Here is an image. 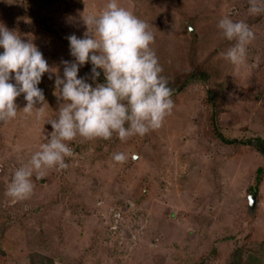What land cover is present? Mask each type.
<instances>
[{
  "label": "rangeland",
  "instance_id": "rangeland-1",
  "mask_svg": "<svg viewBox=\"0 0 264 264\" xmlns=\"http://www.w3.org/2000/svg\"><path fill=\"white\" fill-rule=\"evenodd\" d=\"M107 2L0 0V23L31 39L58 70L38 85L48 103L42 117L22 111V93L17 118L0 122V264H264L263 158L217 137L264 139V13L250 14L249 0H119L150 25L170 88L192 74L208 80L172 93L160 127L126 141L78 136L68 142L75 155L66 169L34 173L25 200L6 194L14 171L53 131L48 121L63 103L55 79L62 61L74 60L67 37L83 38V19ZM224 16L255 33L241 65L222 55L235 43L218 27ZM92 67L78 76L103 83V70L93 81ZM117 152L127 160L114 161Z\"/></svg>",
  "mask_w": 264,
  "mask_h": 264
},
{
  "label": "clouds",
  "instance_id": "clouds-1",
  "mask_svg": "<svg viewBox=\"0 0 264 264\" xmlns=\"http://www.w3.org/2000/svg\"><path fill=\"white\" fill-rule=\"evenodd\" d=\"M249 3L250 14L264 13V0H249ZM83 20L87 25L83 38L75 34L67 37L74 60L62 61L63 77L57 75L55 79L57 96L63 103L58 118L48 121L53 131L31 159L14 171L6 193L13 200H25L32 195L34 173L40 176L45 169H66L69 166L66 157L75 155L68 142L76 137L108 140L115 133L121 141H126L135 135L144 136L160 127L174 108L173 90L161 75L163 67L151 47L155 35L147 22L120 6L119 0H108L102 12ZM218 27L226 39L235 41L222 55L234 65L243 64L247 46L255 39L252 28L230 16L222 17ZM0 48L3 49L0 52V122L17 118L21 109L15 101L22 93L27 101L22 111L32 114L35 110L42 117L48 103L38 85L45 73L58 70L53 71L31 39H22L18 32L2 23ZM88 62L93 66V81L101 75L98 69L103 70V83L93 86L78 76L80 67ZM37 104L41 106L36 107ZM127 158L124 152L113 154L114 161L119 163Z\"/></svg>",
  "mask_w": 264,
  "mask_h": 264
},
{
  "label": "trees",
  "instance_id": "trees-1",
  "mask_svg": "<svg viewBox=\"0 0 264 264\" xmlns=\"http://www.w3.org/2000/svg\"><path fill=\"white\" fill-rule=\"evenodd\" d=\"M208 78H209V76L206 73L192 74V75H190V77L188 78L186 83H183L181 87H179L175 90H173L172 88L171 89L173 90V93L179 92L181 90V88H183V86L189 84L192 81L206 82L208 80ZM213 117H215V116L213 115ZM214 127H215V130L218 131V127L216 124L214 125ZM217 137L226 145H231V144L233 145V144L241 143V144L252 146L262 156L263 161H264V139L263 138L255 137V138H250L247 140L239 141L237 139L226 138L221 133H217ZM263 171H264L263 168H259L257 170V172L259 174L262 173Z\"/></svg>",
  "mask_w": 264,
  "mask_h": 264
}]
</instances>
